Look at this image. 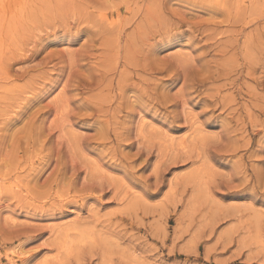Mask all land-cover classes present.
Listing matches in <instances>:
<instances>
[{"label": "rangeland", "instance_id": "obj_1", "mask_svg": "<svg viewBox=\"0 0 264 264\" xmlns=\"http://www.w3.org/2000/svg\"><path fill=\"white\" fill-rule=\"evenodd\" d=\"M0 264H264V0H0Z\"/></svg>", "mask_w": 264, "mask_h": 264}, {"label": "bare ground", "instance_id": "obj_2", "mask_svg": "<svg viewBox=\"0 0 264 264\" xmlns=\"http://www.w3.org/2000/svg\"><path fill=\"white\" fill-rule=\"evenodd\" d=\"M158 1V0H157ZM154 3V2H153ZM210 3V2H209ZM156 4V3H155ZM160 4H162V2L160 3ZM163 5V4H162ZM158 7V6H157ZM140 8V7H139ZM245 10V9H244ZM181 12V11H180ZM233 14V13H232ZM244 14H245V12H244ZM242 16V15H241ZM164 17V16H163ZM79 18V17H78ZM236 19V18H235ZM239 19V18H238ZM241 19V18H240ZM239 19V20H240ZM168 20V19H167ZM166 20V21H167ZM149 21V20H148ZM162 21V20H161ZM161 21H160V23H161ZM237 22H238V20H236ZM163 22V21H162ZM176 22H178L177 20H176ZM154 23V22H153ZM179 23V22H178ZM159 24V23H158ZM163 24H165L166 25V23H162L161 25V27H165V26H163ZM154 25V24H153ZM237 25V24H236ZM175 26V25H174ZM153 27H155V26H153ZM153 27H152V29H153ZM155 28H158L159 29V27H155ZM151 29V28H150ZM162 29V28H161ZM166 29V28H165ZM229 29V28H228ZM227 29V30H228ZM58 30V29H57ZM167 30H168V28H167ZM152 31V30H151ZM156 31V30H155ZM158 31V30H157ZM161 31V30H160ZM230 32V31H229ZM103 33V32H102ZM150 34H152V33H150ZM149 34V35H150ZM135 37V36H134ZM146 38L148 37V36H145ZM145 37H144V39H145ZM151 37H152V35H151ZM150 37V38H151ZM150 38H148V39H150ZM153 39H155V38H153ZM131 40V39H130ZM235 40H238V39H235ZM146 42L148 41V40H145ZM139 42V41H138ZM146 42H145V44H146ZM234 42V41H233ZM236 42V41H235ZM152 44V43H151ZM153 44H154V42H153ZM138 45H141L142 46V44L140 43V44H138ZM143 45H144V43H143ZM234 45V44H233ZM111 46V45H110ZM135 46V45H134ZM129 47V46H128ZM131 47V46H130ZM133 47H131L130 49H132ZM143 48V47H142ZM119 49V48H118ZM144 49V48H143ZM111 50V49H110ZM126 50H129V48H127ZM133 51V50H132ZM145 51V50H144ZM226 51V50H225ZM128 53H131V51L130 52H128ZM133 53V52H132ZM125 54V53H124ZM127 54V53H126ZM144 55V54H143ZM188 55V54H187ZM130 56V55H129ZM136 56V55H135ZM128 58H130V57H128ZM131 59H133V57L131 56ZM124 60H126V59H124ZM128 60H130V59H128ZM135 60V59H134ZM121 61V60H120ZM131 64H132V62H130ZM139 63V62H138ZM74 65V64H73ZM134 66H135V64H133ZM234 65V64H233ZM84 66V65H83ZM104 66V65H103ZM111 66V65H110ZM114 66V65H113ZM133 66V67H134ZM140 66H142L141 64H140ZM126 67V66H125ZM130 67V66H129ZM138 66H135V68H137ZM234 68V67H233ZM116 69V68H115ZM128 68H126V70H127ZM143 69H145V68H143ZM186 69V68H185ZM109 70H111L110 68H109ZM135 70V69H134ZM227 70V69H226ZM107 71V70H106ZM112 71V70H111ZM111 71H109V72H111ZM130 71V70H129ZM113 72V71H112ZM126 72V71H125ZM136 72V71H135ZM140 72V71H139ZM138 71H137V73H139ZM133 73V72H132ZM140 74V73H139ZM122 75V74H121ZM141 75V74H140ZM134 76V75H133ZM120 77H122V76H120ZM126 77H128L127 75H126ZM111 78V77H110ZM118 78V77H117ZM125 78V77H124ZM124 78H123V80H124ZM128 80H129V78H127ZM111 80V79H110ZM113 80V79H112ZM111 80V81H112ZM127 80V81H128ZM103 81V80H102ZM118 82V81H117ZM110 84V83H109ZM111 84H113V83H111ZM121 84V83H120ZM120 84H119V88H120ZM122 84H123V81H122ZM106 85V84H105ZM117 85H118V83H117ZM110 86V85H109ZM108 87V86H107ZM182 94V93H181ZM146 97V96H145ZM214 100H216V99H214ZM222 101V100H221ZM102 104V103H101ZM106 104V103H105ZM105 104H103V105H105ZM72 105V104H71ZM223 105H225V104H223ZM66 108V107H65ZM103 108V107H102ZM65 110V109H64ZM232 112H234V111H232ZM98 113V112H97ZM70 116V115H69ZM88 119H90V118H88ZM98 121V120H97ZM64 122V121H63ZM101 124H104V123H101ZM108 134V133H107ZM101 140V139H100ZM82 143V142H81ZM61 171V170H60ZM61 173V172H60Z\"/></svg>", "mask_w": 264, "mask_h": 264}]
</instances>
